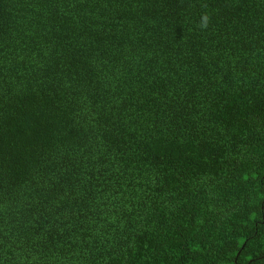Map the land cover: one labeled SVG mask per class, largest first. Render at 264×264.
<instances>
[{
  "label": "trees",
  "instance_id": "1",
  "mask_svg": "<svg viewBox=\"0 0 264 264\" xmlns=\"http://www.w3.org/2000/svg\"><path fill=\"white\" fill-rule=\"evenodd\" d=\"M0 264H264V0H0Z\"/></svg>",
  "mask_w": 264,
  "mask_h": 264
}]
</instances>
